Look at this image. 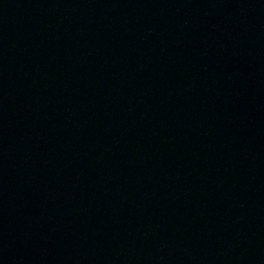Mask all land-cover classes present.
<instances>
[{"label":"water","instance_id":"95a60500","mask_svg":"<svg viewBox=\"0 0 264 264\" xmlns=\"http://www.w3.org/2000/svg\"><path fill=\"white\" fill-rule=\"evenodd\" d=\"M0 264H174L61 0H0Z\"/></svg>","mask_w":264,"mask_h":264}]
</instances>
